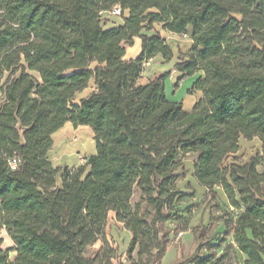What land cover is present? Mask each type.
<instances>
[{
  "label": "clouds",
  "instance_id": "obj_1",
  "mask_svg": "<svg viewBox=\"0 0 264 264\" xmlns=\"http://www.w3.org/2000/svg\"><path fill=\"white\" fill-rule=\"evenodd\" d=\"M121 3L126 5L123 16L128 18L127 22L117 12L119 3L112 8V0H100V7L111 10L92 19L78 20L75 36L70 30H60L58 25L48 26L47 30L58 31L60 35L53 47L67 53L68 42L80 39L84 52L74 50L38 63L34 55L29 57L39 74L26 79L22 85L28 89L23 97L25 106L31 109L16 130L24 134L17 135L0 127V187L7 184L9 188L7 197L0 196V235L3 236L0 264H160L163 250L175 241L162 235L165 229L157 218L170 208L157 195L159 189L148 180V175L156 176V184L160 183L159 173L153 168L166 154L170 162L179 165L171 171L182 175L179 182L170 177L161 185L165 189L163 197H172L179 208L190 202L181 200L184 193L192 192L195 195L191 200L207 209L211 205L207 195L212 192L224 205L219 220L232 230V245L246 241L247 233L240 223L243 215L244 226L256 225L255 246L264 250V229L258 226L264 220L257 222L244 212L249 203L256 202V197L264 200V132L256 127H264V111L249 113L246 99L252 95L249 88L255 87L260 92L255 103L264 107V81L253 82L246 78L245 71L246 64L264 56V0H216L222 15L216 18L209 12L203 21L198 13L192 14L194 10L180 9L178 15L187 35L179 42L178 54L171 43L167 48L154 46L146 33V28L151 27L147 14L152 11L154 15L159 13L153 31L169 34L161 26L176 23L177 15L172 11L176 0H121ZM94 11L89 13L90 17ZM104 16L110 19L104 22ZM225 20L234 29L227 37L217 28ZM9 23L18 38L0 53V68L12 71L11 65L18 60L19 52L34 54L38 42L37 34L24 28L22 21ZM112 25L124 27L113 28L106 39L101 33ZM97 27L100 32H95ZM195 32L198 35H193ZM93 34L95 39L91 38ZM244 43H256L258 54L249 55L253 51L250 47L244 52L241 46ZM150 48H154L155 59L150 68H145ZM234 48H240L243 54L233 55ZM183 60L192 63L193 71L203 73L192 88L200 103L195 109L174 106L173 112L165 117L167 101L160 100L164 85L157 76L171 70L170 79L176 83ZM218 64L228 65L222 76H217ZM141 86H147L151 90L149 94L145 95ZM8 91L5 85L0 112L12 109ZM185 114L199 121L189 135L193 139L203 136L205 141L187 156L176 144L177 139L184 143V138L177 133L191 123V120L180 122ZM253 117H257L255 123H252ZM82 118L87 119L95 132L75 144L71 152H66L57 137L69 120L78 125ZM0 122L8 124L12 120L0 116ZM206 132L214 135H205ZM125 143L129 147H123ZM75 148L81 149L79 154ZM199 152L204 153L200 159ZM229 152L242 153V157L238 156L225 172L223 165L228 163ZM236 170L242 179H235ZM27 182H32L33 192L37 186L40 188L35 196L40 206L26 198L21 211H8L5 202L17 195L12 188L27 187ZM215 184L228 187L222 186L216 191ZM145 185L141 193L139 187ZM140 197L149 201L155 197V201L140 208ZM257 203L264 212V204ZM149 207L155 214L148 211ZM109 209L121 214L125 221L123 229L114 226L105 230ZM211 214L216 220L215 208ZM181 215L185 218L180 226L187 232H195L194 226L203 227L201 217L193 216L191 211ZM145 218L153 222L144 223ZM14 220L21 221L23 227L18 228ZM36 233L40 234L42 243H29ZM25 245L31 252L25 251ZM176 246L184 247L187 255L195 241ZM130 247L137 248V254L131 259L128 258ZM53 248L65 250L67 254L58 256ZM37 256L41 259L37 260ZM231 261H235V256ZM250 264H264V256Z\"/></svg>",
  "mask_w": 264,
  "mask_h": 264
},
{
  "label": "trees",
  "instance_id": "obj_2",
  "mask_svg": "<svg viewBox=\"0 0 264 264\" xmlns=\"http://www.w3.org/2000/svg\"><path fill=\"white\" fill-rule=\"evenodd\" d=\"M120 4V8L122 9V19H124L126 22L128 18L123 16V12L126 10V5L121 3V0H112V8L116 6V4ZM138 5H133V7H137ZM220 5L216 3V0H176V3L172 6V11L175 15H177V21L175 24L172 25H162V28L172 34L179 35V36H186L187 34L183 31V20L181 17H179L178 13L180 9H190L194 10L192 14H199L200 19L203 21L207 14L209 12L213 13L216 18H219L222 13L218 11ZM258 8L259 5H256ZM93 16H89V13H93ZM111 9L107 7H100V0H0V53L3 52V50L10 44L14 43L17 38L18 34L15 31L11 30V24L17 23V22H23V27L26 29H31L33 32L37 34V42H38V48L36 52L33 53H25L23 50H21L18 54V60L13 63L12 71H8L6 68H0V101L3 100V92H4V86L7 85L9 91L7 99L9 101V104L12 106L11 110H7L5 112H0V116H6L9 120H12V123L4 124L0 122V127H3L4 129L13 132L17 135H23L24 132H17L16 130L19 128L20 124L24 122L25 117L28 116L29 112L31 111L30 108L26 107L25 100L23 99L24 96L27 95L28 89L23 88L22 85L24 84V81L26 79H29L33 77V75H38V71L33 66V62H30L29 57L33 56L35 57V62L38 63L40 61L48 62L53 58H56L59 55L62 54H70L74 50H78L80 52H84L85 48L82 46L80 39H72L68 42L67 45V53L63 51V49L55 48L53 45L57 42V40L60 39V35L58 31H51L47 30L48 26L51 24L53 28H55L57 25L59 26L60 30L64 31H71L73 35L75 36L77 32V28L74 27L77 25L78 20L81 18H95L96 16H100L101 13L109 12ZM159 18V13L153 14L152 11H149L147 14V20L148 25L151 27L146 28V33L148 36V40L153 43L154 46H160L164 45V47H168V42L162 37V35L158 31H153V27L155 24V21ZM55 20V23L53 24L52 21ZM61 21H63L61 23ZM226 25L228 27L226 28ZM124 25H120L117 27H112L110 29H104L101 33L102 36H104L106 39L108 38V34L112 32L113 28H120L123 29ZM217 28L220 31H223L224 36H230L234 29L229 25V21L225 20L223 23L217 25ZM44 29V31L41 33L40 30ZM220 31L216 32V35H220ZM251 31L253 33H257V29L252 28ZM95 32H100V28L97 27L95 29ZM118 34V33H117ZM258 34V33H257ZM144 35V33H142ZM193 35H198V32H195ZM92 39H95V35L93 34ZM191 38V37H190ZM239 39V38H237ZM247 37H244V40L247 41ZM244 52H248L249 47L253 50L252 52H249V55H257V48L258 45L256 43H252L251 45L244 43L241 45ZM201 51H204L203 46L201 47ZM149 54L147 56V62L154 60L155 56L152 54L154 52V48H150L148 50ZM231 53L233 55L240 53V48H234L231 50ZM95 54V53H93ZM218 55V52L215 53ZM241 55L243 53H240ZM141 56L144 55L143 50L141 51ZM139 58V57H138ZM145 63V64H146ZM178 63H181V61H178ZM183 69L181 70V78L178 81L181 82L182 80L190 77H194L199 73H202L200 71H193L192 70V63L188 60H183ZM145 67V65H144ZM217 68L220 70L217 73V76H222L225 71L228 70L227 64H218ZM264 56H261L259 59H256L252 61L251 63L246 64L245 71L247 72L248 79L255 81H264ZM190 73V75L185 76L184 73ZM171 73H164L160 76H157V79L164 85V91L160 95V100L164 101L166 100L167 103L164 105V112L163 115L166 117L168 113L173 112V107L177 105H183V102L179 101H172L168 98L166 93V81L170 77ZM203 75V73H202ZM202 75L199 76L194 84L201 80ZM238 79H245V77H240ZM10 82V83H9ZM177 84V85H178ZM58 86H62L59 85ZM118 86V85H117ZM159 86V85H155ZM154 86V87H155ZM242 86V85H241ZM144 88V94L147 95L151 91L147 88V86H141ZM193 88V87H192ZM192 91V90H191ZM264 91V89H262ZM249 92L252 93L250 97H246L248 100V107H249V113H256L257 111H264V107H258L255 103V101L259 98L260 92L256 91L255 87L249 88ZM15 93V95H13ZM212 101H209L211 103ZM200 103L198 101L193 109L197 107V105ZM184 107V105H183ZM222 107V104H221ZM177 112L180 111L179 108L176 109ZM257 117H253L252 123H255ZM189 120H191V123H188L187 127H184L180 129L179 133L177 135L181 138H184V143H180V139L176 140V144L180 146V151L183 152L185 156L189 155L191 152H195L197 148H200L204 145V137H196L193 139L189 132L196 128L198 126V118L188 116L185 114V116L182 118V121L187 123ZM67 123H71V120H69ZM66 123V124H67ZM65 124V125H66ZM74 127L79 126H88L90 127L93 132H95V129L90 126V123L87 121L86 118H82L80 123L78 125H73ZM65 127V126H64ZM63 127V128H64ZM260 132H264V127L261 125L256 126ZM62 128V129H63ZM28 129L25 128V132ZM205 135H214V133L206 132ZM6 138V137H5ZM123 147H129V145L122 144ZM204 156L203 152H199L197 154V158L200 159ZM238 156L242 157V154L239 152L233 154L229 152L228 154V163L223 165V169L225 172H227L229 165L235 162ZM66 167V166H65ZM179 167L178 164L170 162V160L167 158V154L165 158L161 159L160 164L155 165L153 168V171L159 173V181L160 183L156 184L157 177L153 176L151 174L148 175V180L152 181L156 188L159 189V192L157 193L158 196H160L164 202L169 206L170 210L167 213H164L162 216H159L157 218V222L163 223V227L165 231L162 233V235H165L169 238V241H171L170 234L171 231L168 230L166 227L170 223V221L175 216L176 206L175 201H173L172 197H163V193L165 191L164 188L161 187L164 183H167L169 181L170 177H174L176 182H179L181 178L180 172H174L171 171V169ZM219 167L217 168V171H219ZM146 172H148V169H145ZM59 174H63V169ZM226 179V177H225ZM236 180L242 179L239 170H236ZM225 187L227 188V184H215L213 185V188L217 187ZM32 182H27V187H20L16 186L12 188V192L17 193L15 196V199L12 201L5 202V208L10 212H19L23 208V203L26 198H30L32 204H37L39 207V203L37 202L35 196L36 193H40V188L37 186L35 188V191H32ZM145 185L144 187H139V191L143 193L145 191ZM240 191H243L241 189ZM9 194V188L8 185L5 184L3 187H0V196L7 197ZM43 195V193H41ZM175 195V193H173ZM190 194L184 193V195L181 197V200H184L189 197ZM44 199H47V196H44ZM131 200V197H130ZM155 201V197L153 200H145L142 197L138 198V207L143 208L145 204H151ZM247 203V200H245ZM259 204H264V200H261L259 197H256V202H252L248 204V207L244 209V212L247 213L249 218L256 220L257 222L259 220H264V212H261ZM236 208V205H233V209ZM149 212H153L154 210L149 207ZM115 214V220L118 223H121L124 227L125 221L121 218V214L119 212L113 211L111 209L108 210L107 217L108 222L105 225V230L107 229L110 214ZM144 223H151L153 221L148 220L145 218L143 221ZM13 223L18 227H23V224L19 220H14ZM240 223L242 225V230L247 233L246 241L244 243H238L237 245L233 246L231 243V240H228L227 238L223 239V243L218 244L217 248L222 249L221 253L214 252L213 254L199 256L197 260L193 262V264H221V262H228V264H236V262H240V257L242 258V262L240 264H250L251 261H255L259 259L261 256H264V250H258L256 244L257 239V231H256V225L248 224L245 225L244 217L243 215L240 217ZM258 226L262 229H264V224H258ZM227 227V223H226ZM240 229H237L239 231ZM197 234V230L194 232ZM226 235H232V230H230L228 227L226 229ZM39 233H36L33 237L32 241H29V243H36L41 244L42 242L39 239ZM199 239V237L197 236ZM135 239V237H134ZM0 241H2L0 239ZM22 242V241H21ZM170 246V244H169ZM168 246V247H169ZM167 248L163 250V256L161 258L160 264L165 256V253L167 251ZM25 251L31 252V249L28 248L27 245L24 246ZM11 249L9 250V255L11 254ZM53 251L58 256H64L66 255V251L58 248H53ZM137 254V248L136 247H130L128 249V258L131 259ZM156 254H159L158 252ZM243 254V255H241ZM17 255H19V252H17ZM235 256V261H231V257ZM2 259V258H0ZM41 259V257L37 256V260ZM191 262H184L179 264H190ZM60 264V262H58Z\"/></svg>",
  "mask_w": 264,
  "mask_h": 264
},
{
  "label": "rangeland",
  "instance_id": "obj_3",
  "mask_svg": "<svg viewBox=\"0 0 264 264\" xmlns=\"http://www.w3.org/2000/svg\"><path fill=\"white\" fill-rule=\"evenodd\" d=\"M109 19L110 18L108 16L102 17V20L104 22H107ZM181 39L182 38L178 37L175 39L168 38L165 40L168 42V44L171 43L175 46L174 49L178 54L180 51L179 42ZM152 63L153 61L149 64L147 62L145 64V68H150ZM178 81L172 86L171 90L169 89L170 84L167 83L166 91L168 95H174L175 92L179 90L182 82H179L178 84ZM189 86L190 83L186 82L185 88H188ZM188 94L191 93L187 91L186 95ZM90 133H94L90 127H74L73 124L67 123L65 127L60 131L59 136L57 137V142L60 144L61 147L65 149L66 152H71L73 150L74 145L80 143L81 140L87 137ZM80 150V148H75L76 154H79ZM215 190L218 191V188H215ZM189 194V197L186 199H188L190 202L182 204L179 208H176L175 216L166 227L168 230L171 231V241H175V243L170 244L161 264H179L184 262H191L190 264H193V262L197 260L199 256L213 254L214 252H218L220 254L222 249L217 248L218 244L223 243L222 241L224 238L231 240L230 238L232 237V235L228 236L225 233L227 229L226 222H220L219 220V217L221 215L220 209L223 208L224 205L218 201L217 197L213 195L212 192H209L207 195V199L211 202V205L209 208L205 209L202 204L197 205L194 201L191 200V198L195 195L194 193L190 192ZM213 208L216 209V220H213L212 218L211 212ZM190 211L192 212L193 216L201 217V223L203 227L194 226L197 228V234H195L194 232H187L185 228L180 226V222L185 218L181 214H186ZM205 215L207 216V219H203ZM114 226L119 227L121 229L124 228L123 225H117L113 222L112 219L109 218V223L106 231L108 230V228ZM197 236L199 237V239L197 238ZM205 237L211 238L205 239ZM0 239L3 240L2 235H0ZM186 241H195V246L190 250V253L187 255L185 254L184 247L176 246L177 244L183 245ZM241 262L242 258L240 257L239 264Z\"/></svg>",
  "mask_w": 264,
  "mask_h": 264
},
{
  "label": "crops",
  "instance_id": "obj_4",
  "mask_svg": "<svg viewBox=\"0 0 264 264\" xmlns=\"http://www.w3.org/2000/svg\"><path fill=\"white\" fill-rule=\"evenodd\" d=\"M117 26H120V25H112L111 27L106 28V29H110V28H112V27H117ZM161 27H162V26H161ZM162 29H163V28H162ZM163 30H164V29H163ZM158 32L162 35V37H163L164 39H168V38L175 39V38H178V37H180V38L183 39V38L185 37V36H179V35L172 34V33L168 32V31H167V32L169 33L168 35H165V34H164V31H158ZM189 38H190V37H189ZM173 50L176 52L175 49H173ZM178 51H179V50H178ZM176 53H177V52H176ZM152 61H154V60L149 61L148 64L151 63ZM167 73H171V70H167ZM162 74H164V73H160L158 76H160V75H162ZM201 75H202V73H199V74H197V75L194 76V77H190V78H186V79L182 80V81H181L182 83H181V85H180L179 90H178L177 92H175L174 95H171V96H173V97H171L170 95H168V93H167V91H166L168 98H169L170 100H172V101L183 102V105H184V108H185V109H188V108H192V109H193V108L195 107L196 103H197L199 100H196L195 95H194V93H192L191 90H192V87H193V84H194L195 80H196L199 76H201ZM170 76H171V74H170ZM181 76H182V75L177 76L176 80L178 81V80L181 78ZM186 82H189V83H190V86H189L188 88H185V84H186ZM167 83L170 84L169 89L171 90L172 86H173L175 83H173V82L171 81L170 77L167 79V81H166V85H167ZM187 91L190 92L191 94L186 95ZM86 127H88V126H86ZM91 130H92V129H91ZM92 131H93V130H92ZM240 154H242V153H240ZM217 188H218V190L220 189V187H217ZM185 193H188V194H189L190 192H185ZM110 219H112L113 222L116 223L117 225L122 226L121 223L116 222V220H115V214H114V213H111V214H110Z\"/></svg>",
  "mask_w": 264,
  "mask_h": 264
},
{
  "label": "built area",
  "instance_id": "obj_5",
  "mask_svg": "<svg viewBox=\"0 0 264 264\" xmlns=\"http://www.w3.org/2000/svg\"><path fill=\"white\" fill-rule=\"evenodd\" d=\"M114 8H115V7H114ZM117 12H118L119 16L122 15V9H121V8L117 9Z\"/></svg>",
  "mask_w": 264,
  "mask_h": 264
}]
</instances>
